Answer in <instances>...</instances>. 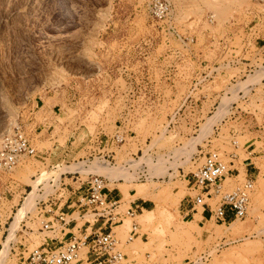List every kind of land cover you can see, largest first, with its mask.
Masks as SVG:
<instances>
[{
	"label": "rangeland",
	"instance_id": "obj_1",
	"mask_svg": "<svg viewBox=\"0 0 264 264\" xmlns=\"http://www.w3.org/2000/svg\"><path fill=\"white\" fill-rule=\"evenodd\" d=\"M170 1L176 7L178 31L197 40L186 50L157 29L147 0H0V141L20 126L39 151L12 171L0 170V264H20L49 235L41 228L54 216L37 206L41 196L36 190L31 193L38 183L34 177L60 164L63 172L77 170L76 163L89 155L86 142L91 137L113 136L126 88H166L172 82L140 74L152 58L180 47L187 62L199 55L205 64H214L231 20L264 38V6L252 0ZM209 14L215 15L214 24L207 22ZM166 40L171 41L169 48ZM239 70H224L212 83L202 84L204 89L195 95L199 109L184 110L168 128L182 91L194 86L191 79L177 83L180 93H168L158 109L134 110L138 115L121 130L126 141L110 148L116 166L99 164L96 154L83 162V178L94 173L111 180L109 187L120 194L123 209L130 202L146 201L135 220L124 218L114 229L119 248L136 264H188L204 254V264H264V69L247 80L237 79L240 86L253 85L246 101L238 100L231 81ZM143 101L139 97L136 108ZM235 101L238 109L230 114L227 107ZM240 110L249 116L239 118ZM71 144L64 159L44 154ZM254 149L261 157L245 220H218L207 206L187 213L196 195L189 181L206 156L217 153L240 171V177L225 180L226 189L232 190L244 182L245 164ZM136 161L147 163L152 180L137 179ZM130 162H135L132 173L126 168ZM30 194L34 205L19 220ZM134 222L139 230L129 241Z\"/></svg>",
	"mask_w": 264,
	"mask_h": 264
},
{
	"label": "built area",
	"instance_id": "obj_2",
	"mask_svg": "<svg viewBox=\"0 0 264 264\" xmlns=\"http://www.w3.org/2000/svg\"><path fill=\"white\" fill-rule=\"evenodd\" d=\"M252 1L264 6V0ZM146 6L148 15L157 29L166 31L168 36L177 41L183 49L186 50L187 46L196 44L195 38L185 37L178 31L176 7L172 1L147 0ZM206 20L209 24H214L215 15L209 14ZM226 27L227 32L219 43L223 51L214 64H205L199 55L191 56L187 62V57L182 54L180 47L167 49L163 55L152 58V64L146 72L140 74L148 79H165L172 80V82L166 88L151 87L148 90L126 88L121 94L120 101H123L125 107L115 134L110 137L98 133L94 138L91 137L86 142L89 155L86 160L83 159L82 163L90 162V158L95 159L96 154L99 164L116 166V153L110 148H118L126 141L125 131L121 130L132 121L131 116L138 115L133 113L134 110L158 109L168 98V93L170 95L180 93L176 84H183L186 79H191L194 86L182 91L181 100L169 117L168 128L177 124L184 110L197 111L199 109L200 105L195 95L204 89L202 84L212 83L216 77L223 74L224 70L242 69L231 75V81L236 86L235 93L238 100L246 101V93L253 92V85L240 86L237 79L246 78L247 80L256 71L264 68V44L260 46L264 38L262 39L259 33L250 26H244L236 20H231ZM165 44L168 48L172 46L170 40H166ZM261 82H264V79ZM141 96L144 100L143 104L136 108V101ZM202 98L206 99L205 96ZM236 102L228 105L227 109L230 114L238 109ZM239 115V118L249 116L248 112L243 110H240ZM224 120L225 118L222 121ZM72 145L67 148L57 145L56 151H47L44 154L64 159L70 155ZM234 145L238 147L236 142ZM97 149L100 151L98 152ZM38 155L39 151L32 141L20 126H16L0 141V170L12 171L27 158H35ZM138 162L136 161L135 170V167H130L135 162H130L126 168L131 173L134 170L140 181L152 180L147 163L138 164ZM60 165L48 171L45 176L40 173L34 177V181L38 182L37 189L41 196L37 206H44V214L56 213V215L54 220L44 222L42 225V233L49 234L44 237V243L33 249L20 264H136L119 248L120 241L114 229L124 218L135 220L143 208L134 207L133 204L136 202L134 201L129 203L128 208L123 209V199L111 196L113 191H116L115 188L109 187L111 180L94 173H89L84 179L79 171L63 172V168L59 169ZM233 166L232 162L227 164L217 153L206 156L203 165L193 173L189 181L190 189L196 193L189 202L192 204L190 212H194L198 207L207 206L209 212L218 220L234 222L245 220L248 217L251 196L257 180L246 174L243 183L232 190H227L226 178L232 175L234 178L240 177V171L231 168ZM121 180H114L113 183ZM73 196H77L75 202H71ZM67 204L70 206L69 212L66 213L63 208ZM48 207L50 209L46 210ZM54 208H56L55 211ZM75 214L78 218L74 216ZM80 222L82 224L79 226ZM70 229L77 233L72 234L69 239H64ZM138 230L139 225L134 222L129 241L133 240ZM207 259V255L204 254L198 258V261L188 264H204Z\"/></svg>",
	"mask_w": 264,
	"mask_h": 264
},
{
	"label": "crops",
	"instance_id": "obj_3",
	"mask_svg": "<svg viewBox=\"0 0 264 264\" xmlns=\"http://www.w3.org/2000/svg\"><path fill=\"white\" fill-rule=\"evenodd\" d=\"M259 153L260 152H256V149L252 150L249 154H250V162L248 164H245V169H246V174L248 176H255L256 175V172L259 170L257 164H256V160L261 157L259 156ZM111 196L115 197V198H118L120 196V194L116 191H113V193L111 194ZM77 199V196H73L71 197V202H75ZM140 204H137L135 202V204L133 205L134 207L136 206H139L140 208H143L144 209V204L146 203V201H138ZM70 203V202H69ZM69 206L70 204H67L64 208H63V211L64 212H69ZM146 207H148V205H146ZM56 210V208H54V211ZM190 212V209L189 211H187V213ZM56 213L52 214L51 216H54L55 217ZM75 232L70 229V232L68 233V235L64 238V239H69L70 237H72V234H74Z\"/></svg>",
	"mask_w": 264,
	"mask_h": 264
},
{
	"label": "bare ground",
	"instance_id": "obj_4",
	"mask_svg": "<svg viewBox=\"0 0 264 264\" xmlns=\"http://www.w3.org/2000/svg\"><path fill=\"white\" fill-rule=\"evenodd\" d=\"M30 2V1H29ZM28 8V7H27ZM32 13V12H31ZM70 15V14H69ZM62 17H65V16H62ZM70 17V16H69ZM264 69V68H263ZM262 70V69H261ZM261 70H259L258 71V73L261 71ZM264 79V77L263 78H261L260 79V82L262 81ZM84 163H76V165L78 166L77 168V170H75V171H81V169L80 168H83V167H85V165H83ZM81 173V172H80ZM45 175H47V174H45ZM44 175V176H45ZM36 182V181H35ZM34 190H36L37 191V193H38V189H37V185H36V187L35 188H33V190L31 191V193H33V191ZM34 194V193H33ZM33 194H30L29 195V197L26 199V203L23 205V209H22V214H18V216L20 215L21 217H19L18 219L20 220V218L22 219V217L27 213V212H29L31 209H32V204H33V201H34V197H32V195ZM40 196V194L38 195V197ZM37 201H38V199H37ZM37 204V203H36ZM34 205V204H33ZM18 220V221H19Z\"/></svg>",
	"mask_w": 264,
	"mask_h": 264
}]
</instances>
